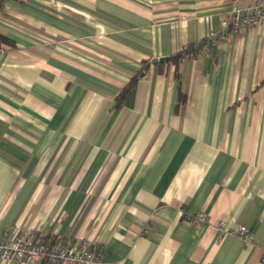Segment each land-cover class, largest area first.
I'll list each match as a JSON object with an SVG mask.
<instances>
[{
	"label": "crops",
	"instance_id": "0c3cea01",
	"mask_svg": "<svg viewBox=\"0 0 264 264\" xmlns=\"http://www.w3.org/2000/svg\"><path fill=\"white\" fill-rule=\"evenodd\" d=\"M255 1L3 0L0 239L88 238L111 264H264V22L219 37Z\"/></svg>",
	"mask_w": 264,
	"mask_h": 264
},
{
	"label": "built area",
	"instance_id": "2783aa9c",
	"mask_svg": "<svg viewBox=\"0 0 264 264\" xmlns=\"http://www.w3.org/2000/svg\"><path fill=\"white\" fill-rule=\"evenodd\" d=\"M2 0H0V10ZM264 22V0H256L251 7L240 8L233 5L226 17L220 38L229 39L242 30ZM211 39L209 42H214ZM238 233L245 241L252 240L246 226L239 227ZM0 260L42 262L47 264H111L105 260L103 245L88 238L59 239L52 241L39 230L16 232L0 239ZM264 260V258H263Z\"/></svg>",
	"mask_w": 264,
	"mask_h": 264
},
{
	"label": "trees",
	"instance_id": "16d2710c",
	"mask_svg": "<svg viewBox=\"0 0 264 264\" xmlns=\"http://www.w3.org/2000/svg\"><path fill=\"white\" fill-rule=\"evenodd\" d=\"M2 4H3V0H2ZM206 42H209L208 39H203L198 43H189L187 44L185 47H183L182 49H180L179 51H177L176 53L170 55V62L176 65V68H178L179 64L186 58L191 57V56H195L197 55V53L200 51V48H198V45L201 44H205ZM5 45V46H14L15 45V40H13L12 38L3 35L0 33V45ZM148 61L145 62L143 68L141 69V71L134 75L130 81L124 86V88L122 89V91L119 93V95L117 96V106L120 107L124 101V99L126 98L128 92L135 87L136 83L138 82L139 78L141 77L142 74L145 73L146 69H147V65H148ZM176 76L179 78L180 75L178 72H176ZM186 101V97L184 92L181 89V84L179 83L178 86V101H177V107H179L183 102ZM46 238L51 239L48 235H46ZM53 241V240H52Z\"/></svg>",
	"mask_w": 264,
	"mask_h": 264
},
{
	"label": "water",
	"instance_id": "95a60500",
	"mask_svg": "<svg viewBox=\"0 0 264 264\" xmlns=\"http://www.w3.org/2000/svg\"><path fill=\"white\" fill-rule=\"evenodd\" d=\"M201 44L198 45V48H200ZM169 60V57L168 56H165V57H160V58H155L153 59V63H157L158 61H168Z\"/></svg>",
	"mask_w": 264,
	"mask_h": 264
}]
</instances>
